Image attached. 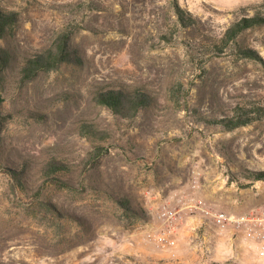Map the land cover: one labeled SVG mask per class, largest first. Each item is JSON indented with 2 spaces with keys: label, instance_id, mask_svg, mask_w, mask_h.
Segmentation results:
<instances>
[{
  "label": "rangeland",
  "instance_id": "1",
  "mask_svg": "<svg viewBox=\"0 0 264 264\" xmlns=\"http://www.w3.org/2000/svg\"><path fill=\"white\" fill-rule=\"evenodd\" d=\"M176 1L196 17L197 30L176 26L173 0H0L19 12L5 43L17 60L69 24L77 27L70 41L81 59L22 87L9 85L0 165L26 160L34 188L51 158L70 165L75 189L47 183L40 198L74 217L59 219L32 203L0 170V264H264L228 231H203L186 215L173 245L154 238L163 230L158 211L175 207L180 195L228 212L264 205V180L240 184L247 171L264 170V119L232 130L211 122L239 104L264 107V23L238 37V45L254 51L250 57L204 49L209 58L200 64L186 46L209 44L263 0ZM117 85L145 90L155 101L122 121L92 98ZM83 122L106 133L100 143L106 152L94 166L84 164L92 147L81 134ZM122 197L143 215L128 217L116 203Z\"/></svg>",
  "mask_w": 264,
  "mask_h": 264
},
{
  "label": "trees",
  "instance_id": "2",
  "mask_svg": "<svg viewBox=\"0 0 264 264\" xmlns=\"http://www.w3.org/2000/svg\"><path fill=\"white\" fill-rule=\"evenodd\" d=\"M264 7V0L255 5V12L248 16H241L233 20L222 32V34L207 45L203 43H189L187 50L197 57L201 63L207 60L204 57V49L208 55L224 54L227 51L240 53L243 57L254 55V51L238 45V37L248 28L264 23V13L261 8ZM172 11L175 16V24L180 28L190 27L197 30L199 23L196 17L181 7L176 0L172 2ZM19 21V12L13 9H7L0 5V132L4 128L10 113L4 110L6 93L9 90V85L12 83L16 87H22L26 82L35 79L39 74L57 69L61 64L75 62L80 63L81 59L76 52V49L71 45V36L77 27L69 24L60 30L51 43L43 47L35 53L24 57L21 61L17 60L14 51L6 46L5 43L10 37H13L16 32V27ZM163 38L170 39V34H163ZM10 75H15V81H9ZM175 91H171L173 96L171 99L177 104L178 90L176 85L173 86ZM94 102L102 107L109 109L116 117L122 121L130 122L136 115L150 107L155 99L145 90L140 88H128L123 85L110 86L101 88L93 93ZM264 119V107L259 105H244L239 104L232 110L230 116L224 118H214L212 123L220 126L221 130H232L234 128L248 125L255 120ZM207 124L210 121L203 120ZM81 134L90 142L92 149L87 153L84 164L94 166L97 159L106 152L104 145L100 144L106 138V133L97 130L92 124L81 123ZM0 170L3 171L10 179L14 189L17 192L23 193L25 196H30V201L36 203L39 207L45 208L52 212L55 217H74L69 212L59 210L53 203L42 200L40 198L41 189L47 183L59 188H64L69 191L74 190V183L70 174L72 173L70 165L64 161L51 158L42 167L40 174L41 179L35 183L36 188L32 187L28 181L27 170L28 164L26 160L18 165L15 162L1 164ZM246 183H240L243 187L251 186L255 181L264 180V170H249L244 174ZM118 206L130 216H142V211L135 209L131 202L125 198L116 199Z\"/></svg>",
  "mask_w": 264,
  "mask_h": 264
},
{
  "label": "built area",
  "instance_id": "3",
  "mask_svg": "<svg viewBox=\"0 0 264 264\" xmlns=\"http://www.w3.org/2000/svg\"><path fill=\"white\" fill-rule=\"evenodd\" d=\"M175 207L163 206L157 213L163 230L154 238L157 243L173 245L172 237L178 220L184 215L193 218L203 231L220 235L227 232L240 244L253 250L264 260V205L242 214L211 207L196 195H180L175 198Z\"/></svg>",
  "mask_w": 264,
  "mask_h": 264
},
{
  "label": "crops",
  "instance_id": "4",
  "mask_svg": "<svg viewBox=\"0 0 264 264\" xmlns=\"http://www.w3.org/2000/svg\"><path fill=\"white\" fill-rule=\"evenodd\" d=\"M258 204H255V203H250L249 205H247V207H243L241 205H235L232 209L234 212H231V213H235V214H242V213H245L247 212L248 210H254Z\"/></svg>",
  "mask_w": 264,
  "mask_h": 264
}]
</instances>
